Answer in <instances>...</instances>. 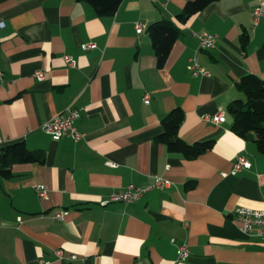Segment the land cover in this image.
Here are the masks:
<instances>
[{
  "label": "crops",
  "instance_id": "obj_1",
  "mask_svg": "<svg viewBox=\"0 0 264 264\" xmlns=\"http://www.w3.org/2000/svg\"><path fill=\"white\" fill-rule=\"evenodd\" d=\"M187 1L123 0L99 16L78 0H0V149L23 142L44 156L0 175V264H264V238L244 234L233 217L237 207L264 211V154L231 130L227 113L244 99L242 76L264 80V0H217L179 22ZM160 20L179 34L159 68L147 28ZM200 33L215 35L212 49L199 50ZM195 54L207 76L188 70ZM68 108L83 136L53 141L42 126ZM175 108L184 114L179 137L214 140L211 150L186 159L155 140ZM216 113L223 123L204 119ZM240 155L251 167L232 173ZM155 176L169 187L101 204ZM182 243L189 256L179 260Z\"/></svg>",
  "mask_w": 264,
  "mask_h": 264
},
{
  "label": "trees",
  "instance_id": "obj_2",
  "mask_svg": "<svg viewBox=\"0 0 264 264\" xmlns=\"http://www.w3.org/2000/svg\"><path fill=\"white\" fill-rule=\"evenodd\" d=\"M88 3L97 15H112L119 8L123 0H78ZM217 0H189L177 15L179 22H185L192 16L200 13ZM151 45L157 59V66L164 65L173 43L178 37L176 26L166 20L150 24L147 28ZM243 45L247 41L245 35L241 36ZM237 88L243 92L244 99L231 102L227 113L232 118L231 130L244 139H252L261 154H264V80L252 74L242 76L236 83ZM184 114L180 108L169 112L162 120V133L156 141L167 147L170 152L179 153L186 159H195L211 150L214 140H205L188 144L178 135L183 122ZM44 156L29 151L23 142L6 145L0 149V175L8 174L7 167L12 163H42Z\"/></svg>",
  "mask_w": 264,
  "mask_h": 264
},
{
  "label": "built area",
  "instance_id": "obj_3",
  "mask_svg": "<svg viewBox=\"0 0 264 264\" xmlns=\"http://www.w3.org/2000/svg\"><path fill=\"white\" fill-rule=\"evenodd\" d=\"M262 15V9L256 7L252 11L253 21L257 23ZM4 28V22L0 20V30ZM143 25H136V32L140 34L143 32ZM199 40V50H209L215 45L216 37L209 33H200L198 35ZM95 45L93 43H86L82 45L83 50L93 49ZM63 60L65 64L70 68L76 67V61L69 55H64ZM188 70L193 76H207L208 71L203 69L199 63L198 55H193L189 59ZM36 78L39 81L44 79V72L38 70L35 73ZM3 81V74L0 71V82ZM145 103L149 101V95L145 94L143 97ZM78 118V111L75 109L68 108L65 112L55 115L49 121H47L42 129L50 135L53 141H58L62 137L68 136L75 140L80 139L83 135L78 132L77 128L74 126V121ZM204 119L213 124H220L225 121V115L222 113H216L214 115H206ZM251 167V163L246 159V157L240 155L237 157L236 161L232 167V173L238 172L241 169H248ZM170 183L168 180L155 176L153 177V183L149 186H136L128 185L126 189L112 192L108 199L103 201L101 204L106 205L111 202H124L131 203L140 197H142L146 192L152 189H163L169 187ZM36 193L39 199H45L47 197V190L44 186L39 185L36 187ZM65 212H58L55 214L56 219H62ZM233 217L237 221L240 230L246 235H255L257 237L264 238V211L249 209L245 207H237L233 211ZM55 255L60 257L61 252L55 251ZM177 256L179 260L187 259L189 256V249L187 244L182 243L179 245L177 250ZM38 264H49L46 261H39Z\"/></svg>",
  "mask_w": 264,
  "mask_h": 264
}]
</instances>
